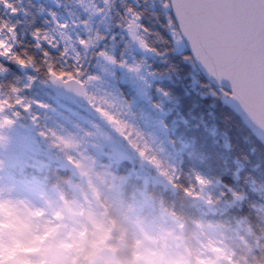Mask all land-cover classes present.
I'll return each instance as SVG.
<instances>
[{
  "label": "rangeland",
  "instance_id": "rangeland-1",
  "mask_svg": "<svg viewBox=\"0 0 264 264\" xmlns=\"http://www.w3.org/2000/svg\"><path fill=\"white\" fill-rule=\"evenodd\" d=\"M45 1L56 8L55 12L48 11L50 26L47 32L63 49L70 42L61 33L71 37L76 48L73 51L69 47L65 56L74 60L79 52L81 59L78 63L89 64L94 68L91 75L100 77L85 85L87 91L97 98L95 103L141 132L143 138L137 139L141 143L147 141L149 154L156 155L161 165L157 167L141 157L88 99L83 105L61 102L59 107L40 102L35 104L34 112L31 103V109L25 111L28 124L16 119L12 125L0 129V135L4 137L0 140V264H75L78 260L77 264L81 261L89 264L92 258L99 259L101 264L102 258L112 257L108 242L114 226L107 206L133 228L138 247L135 264H228L224 247L214 235L200 241V257L191 261L183 245L179 224L169 213L156 209L146 193L152 184L171 186L161 169H168L169 174L176 175V170L174 172L171 167L176 166V154L169 148V134L165 133L167 111L162 101L155 105L149 96L152 83L157 80L147 63L153 53L132 41L126 28L123 29L124 37L120 40L113 38L116 34L111 11L113 0L109 4L105 0ZM94 8L104 11L96 12ZM64 24L67 27L61 28L60 25ZM97 31L104 38L95 46L87 51L79 46L78 37L86 39ZM104 33L111 36L106 38ZM101 48L126 63L123 66L112 64L95 55ZM138 63V71L128 67ZM48 79L44 84L50 93H54L53 96H59L52 89L54 80ZM193 81L196 84L195 78ZM122 88L131 99L124 97ZM105 100L111 103H103ZM104 124L111 131L105 129ZM33 130L47 141L43 148L36 146ZM42 131L49 134L42 136ZM53 132L56 135H52ZM113 132L127 142L126 148L114 139ZM58 137L73 141V146L58 143ZM69 156L76 163L70 162ZM26 158L31 171L23 166ZM123 161H130L140 169L131 168L128 175L115 181L116 174L111 169L116 170ZM52 166L71 172L72 177L66 182V186L73 190L71 200H65L56 186L51 189L43 187L46 180L33 173L43 174ZM98 167H105V172L109 170L112 177L106 178ZM17 169L26 180L13 175V170ZM131 177L141 180L143 185L135 191L137 195L128 206L121 200L120 187ZM142 249H148L151 258H144ZM163 253L170 259H163Z\"/></svg>",
  "mask_w": 264,
  "mask_h": 264
},
{
  "label": "trees",
  "instance_id": "trees-1",
  "mask_svg": "<svg viewBox=\"0 0 264 264\" xmlns=\"http://www.w3.org/2000/svg\"><path fill=\"white\" fill-rule=\"evenodd\" d=\"M13 3L18 9L16 14H11L0 4V22L16 25L15 50L26 49L41 64V70L37 72L32 67H21L6 57H0V64L5 67V71L0 72V96L11 95V85L14 84L21 89L19 95L25 97L24 102L33 103L34 112L36 101L53 104L47 97L54 93H50L44 84L50 76L42 64V51L36 46L32 32L37 28L47 31L50 26L48 11L55 12L56 8L45 0H13ZM126 3L143 9L144 22L150 28L160 29L151 15L153 0H139L138 4L137 0H113L111 11L113 26H116L115 39L124 37V21L119 13L123 12ZM109 35L105 34L106 38ZM41 43L49 47L45 42ZM154 46L160 49V54L153 53V57L147 60L150 71L157 78L152 83L149 96L155 105L162 101L167 111L165 133L169 134V148L176 154L175 176L179 179L175 184L171 182L170 187L152 184L146 193L156 209L169 213L179 224L183 245L191 261L195 262L200 257V241L214 235L224 247L228 264H264V146L256 141L236 115L220 103L218 88L206 82L195 65L184 59L186 51L177 52L170 45ZM62 50L60 45L55 49L49 48L57 67L70 68L77 63L65 54L62 56ZM80 66L84 71L81 80L94 71L87 63ZM30 76L35 80L30 82ZM28 84L30 87H25ZM122 92L124 97L131 99L125 88ZM15 111L21 114L14 116ZM5 113L14 121L18 119L19 123L28 124L26 112L20 105L6 109ZM135 167L130 161H123L116 170L111 169L116 174L115 181L128 175L129 170ZM52 170L45 175L47 186H56L65 200H71L73 190L66 186L72 177L71 172L59 168ZM197 174L209 183L197 184ZM111 175L108 174L107 178ZM192 184L196 185L198 195L185 193L184 187ZM142 185L143 182L134 177L124 182L120 187L123 204L129 206L137 195L135 191ZM228 185L240 192L242 199L232 195L221 196L222 191L227 192ZM252 203H255V208L250 206ZM107 210L114 226L108 242L112 257L102 258L101 264H135L138 247L133 228L127 226L111 207L107 206ZM80 264L87 262L81 261Z\"/></svg>",
  "mask_w": 264,
  "mask_h": 264
},
{
  "label": "snow or ice",
  "instance_id": "snow-or-ice-1",
  "mask_svg": "<svg viewBox=\"0 0 264 264\" xmlns=\"http://www.w3.org/2000/svg\"><path fill=\"white\" fill-rule=\"evenodd\" d=\"M105 3L109 4L110 0H105ZM138 3L139 0H137ZM0 4L9 9L11 14L18 12L13 0H0ZM94 11L104 10L94 8ZM119 14L131 40L141 49L160 54V49L154 46L160 44L161 46L170 45L172 50L186 51L187 55L184 59L193 65L198 63L210 77L215 79L219 94L237 101L247 118L264 129V0H153L151 15L163 31L150 28L144 22V10L133 3H126L123 12ZM82 23L87 24L88 21ZM60 27L66 28L67 25H60ZM15 30V24H9L7 21L0 22V57H6L21 67H32L39 72L41 64L36 62L32 54L26 49L15 50ZM32 36L37 41L36 46L41 48L42 64L46 67L47 74L54 81L79 85L76 91L85 96L96 111L113 124L141 157L159 167L161 161L156 155L149 154L150 145L147 141L141 143L137 139H142L143 134L95 103L97 98L87 91L85 85L100 77L90 75L84 80L80 79L84 71L78 63L81 59L79 52L74 57L77 63L70 68L57 67V62L49 48H57L59 41L39 28L32 32ZM61 36L70 42L61 51V55L67 53L69 47L75 51L76 45L71 43V37L66 33H61ZM103 38V35L97 31L95 35H89L86 39L78 37L77 43L87 51ZM42 41L49 47H44ZM165 50L168 48L165 47ZM95 55L102 56L112 64L118 63L123 66L126 63V60L118 61L104 48L97 51ZM128 67L138 71L140 64L128 65ZM2 71H5V67L0 64V72ZM32 80H35V77L30 76L29 81ZM25 87H30V84ZM20 91L21 89L13 84L11 95L0 96V129L14 123L10 116L3 115L6 109L15 108L16 105H20L25 111L31 109V102L25 103V97L19 95ZM36 103L40 102L36 101ZM103 103L111 102L105 100ZM20 114L19 111L13 112L14 116ZM33 119L35 120L36 117L33 116ZM48 134V132H41L42 136ZM52 135L56 134L53 132ZM2 139L4 137L0 135V140ZM57 142L66 147L73 146V141L64 137H58ZM68 160L76 163L72 156H69ZM171 167L175 172L176 166ZM161 170L173 184L179 179L178 176L169 174L168 169ZM195 179L200 185L209 183L199 174ZM226 187L227 192L222 191L221 196L232 195L236 199H242L240 192L234 191L230 185ZM195 188V184L188 185L184 187V191L190 195H198ZM250 206L256 207L255 203Z\"/></svg>",
  "mask_w": 264,
  "mask_h": 264
},
{
  "label": "water",
  "instance_id": "water-1",
  "mask_svg": "<svg viewBox=\"0 0 264 264\" xmlns=\"http://www.w3.org/2000/svg\"><path fill=\"white\" fill-rule=\"evenodd\" d=\"M195 65L207 82L218 87V84L214 78L210 77L198 63ZM77 87H79V85L65 84L60 81L53 82V89L65 99H71L72 97H75L82 101L85 100V96L81 95L78 91H76ZM220 102L227 106L230 111H232V113L236 114L241 120L242 124L247 126L251 134H253L255 138L258 139V141L264 145V129L260 128L258 125H255L253 122L250 121V119L247 118V116L242 112V109L240 108L237 101L232 100L230 98H225L223 96L220 98ZM91 264H99L98 259L93 258Z\"/></svg>",
  "mask_w": 264,
  "mask_h": 264
},
{
  "label": "clouds",
  "instance_id": "clouds-1",
  "mask_svg": "<svg viewBox=\"0 0 264 264\" xmlns=\"http://www.w3.org/2000/svg\"><path fill=\"white\" fill-rule=\"evenodd\" d=\"M47 99L49 100L50 103L55 104L57 107H59V105H60L61 102L75 104V105H83V101L82 100H79V99H77L75 97H72L71 99H64V98H62L60 96H53V97H47ZM101 123L103 124V121H101ZM103 126L108 131H111V129L108 128V125L104 124ZM112 135H113L114 139L120 145L124 146L125 148L127 147V142L126 141H124L121 137L117 136L116 133H114V132L112 133ZM33 136H34V140H35L36 146L38 148H43V146H45L47 144V141L46 140L42 139L40 136H38V135L35 134V130H33ZM28 163H29V159L26 158L23 161V166L28 171H31V168L28 166ZM141 251L143 252L144 258H151L152 253L148 249H142ZM162 255H163V259H165V260L170 259V257L166 253H163Z\"/></svg>",
  "mask_w": 264,
  "mask_h": 264
}]
</instances>
